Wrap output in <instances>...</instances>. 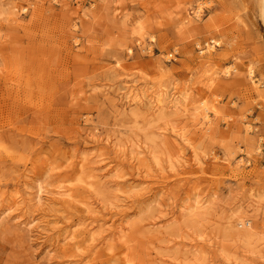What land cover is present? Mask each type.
Instances as JSON below:
<instances>
[{"label":"rangeland","instance_id":"1","mask_svg":"<svg viewBox=\"0 0 264 264\" xmlns=\"http://www.w3.org/2000/svg\"><path fill=\"white\" fill-rule=\"evenodd\" d=\"M0 264H264L246 0H0Z\"/></svg>","mask_w":264,"mask_h":264},{"label":"bare ground","instance_id":"2","mask_svg":"<svg viewBox=\"0 0 264 264\" xmlns=\"http://www.w3.org/2000/svg\"><path fill=\"white\" fill-rule=\"evenodd\" d=\"M31 5H35L32 4ZM246 6L250 9V11L252 12V14L254 15L255 19H259L260 22L264 25V0H246ZM17 7L14 8V10H16ZM23 11H25L26 9L23 8ZM199 10H197L195 13L196 15H199ZM14 16V17H13ZM13 18H11L13 21H17L16 17L18 16L17 13L14 14L13 11ZM190 16V15H187ZM188 18V17H187ZM216 43V45H218V42L214 41ZM133 95H136V93H133ZM163 96H166V93H163ZM177 100L178 97L176 96V94H173L171 97L169 98H164L161 96V98L155 99L153 101H151V104L153 105V109L155 110H159V109H163L164 107L172 104V107H177ZM131 102L134 103H138L139 100L133 98L131 100ZM195 110H201L203 111V120L205 122L206 125H210L212 123V116H217V110L215 109L214 106H208L207 103H205V101H200L199 105L195 108ZM167 131H161L159 132V136L163 137L165 141L168 140L169 136L166 133ZM175 156H172L171 158L174 159ZM175 159H177L178 164L184 165L186 163V160L184 159V156L181 155L180 153L177 155V157H175ZM200 204V202H199ZM250 221H248V223L246 224V222H240L238 223L236 226L239 228H245L247 226H250ZM240 234H242L243 238H247V236L249 235V231L247 229H244L243 232H241Z\"/></svg>","mask_w":264,"mask_h":264}]
</instances>
